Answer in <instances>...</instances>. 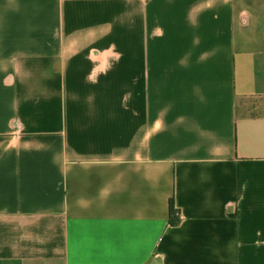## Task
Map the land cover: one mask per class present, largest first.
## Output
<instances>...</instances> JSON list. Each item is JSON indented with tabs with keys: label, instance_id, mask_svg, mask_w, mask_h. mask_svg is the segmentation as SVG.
I'll use <instances>...</instances> for the list:
<instances>
[{
	"label": "crops",
	"instance_id": "1",
	"mask_svg": "<svg viewBox=\"0 0 264 264\" xmlns=\"http://www.w3.org/2000/svg\"><path fill=\"white\" fill-rule=\"evenodd\" d=\"M0 264H264V0H0Z\"/></svg>",
	"mask_w": 264,
	"mask_h": 264
},
{
	"label": "trees",
	"instance_id": "2",
	"mask_svg": "<svg viewBox=\"0 0 264 264\" xmlns=\"http://www.w3.org/2000/svg\"><path fill=\"white\" fill-rule=\"evenodd\" d=\"M170 213H171V223L176 224L178 222V217L177 214L179 213V211H176L174 209V200L173 198L170 200Z\"/></svg>",
	"mask_w": 264,
	"mask_h": 264
},
{
	"label": "built area",
	"instance_id": "3",
	"mask_svg": "<svg viewBox=\"0 0 264 264\" xmlns=\"http://www.w3.org/2000/svg\"><path fill=\"white\" fill-rule=\"evenodd\" d=\"M177 217L180 218V214L179 213L177 214Z\"/></svg>",
	"mask_w": 264,
	"mask_h": 264
}]
</instances>
